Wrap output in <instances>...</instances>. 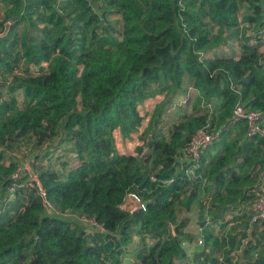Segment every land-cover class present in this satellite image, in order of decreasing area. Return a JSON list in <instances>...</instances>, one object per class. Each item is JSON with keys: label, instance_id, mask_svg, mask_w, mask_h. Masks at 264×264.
<instances>
[{"label": "trees", "instance_id": "1", "mask_svg": "<svg viewBox=\"0 0 264 264\" xmlns=\"http://www.w3.org/2000/svg\"><path fill=\"white\" fill-rule=\"evenodd\" d=\"M58 2L13 0L0 24L4 31V23L12 20L0 36V62L9 69L10 63H26L25 76L17 79L24 106L14 96L0 100V190L15 197L7 211L0 208V264H128L123 256L133 235L142 244L129 264L187 259L182 244L194 237L177 207L191 210L202 180L207 178L205 190L210 191L207 211L218 217L249 206L261 173L264 180V136H249L244 121L227 123L237 102L264 114V51L258 43L264 32V0H112L109 6L117 7L123 22L120 39L107 31L89 0H76L82 8L77 16L72 11L70 24ZM241 6L245 15L239 19ZM236 28L237 57L205 56ZM40 66L45 69L31 73L30 67ZM185 78L197 92L198 106L213 98L218 104L211 116L201 108L184 116L165 136L162 107L182 91ZM157 95L163 100L141 134L143 144L136 154H120L114 131L124 139L138 131L143 122L139 106ZM217 113L218 138L226 141L225 150L204 166L207 147L194 176H187L189 163L177 157L198 129L209 125L213 130ZM29 135L39 145L57 136L71 143L78 164L64 174L42 169L39 180L59 212L92 217L103 232L47 212L33 190L18 186L23 179L13 180L18 164L4 162L5 150ZM129 193L144 202L145 210L122 207ZM205 206L201 203L200 216ZM207 229L193 264H218L206 252L214 237ZM219 237L212 240L213 250L236 242L230 234ZM250 250L248 246L244 257ZM251 264H264V248Z\"/></svg>", "mask_w": 264, "mask_h": 264}, {"label": "rangeland", "instance_id": "2", "mask_svg": "<svg viewBox=\"0 0 264 264\" xmlns=\"http://www.w3.org/2000/svg\"><path fill=\"white\" fill-rule=\"evenodd\" d=\"M89 2H90V4L93 5L92 9L96 10L95 11L97 13L96 15L98 16V18H101V23L106 26L107 31L110 34L114 35L117 39H120L121 38L120 35L122 32V27H123V22H122V18H121L120 13L117 11V7L116 6H109V2H112V0H89ZM58 4H59L58 9H60L62 13L66 14L68 16V20H69L68 24L71 23V21H72L71 18L75 17V15H73L74 13L72 11H76V16H77V14L79 13V11L82 8V7L80 8V5L78 3H76V0H59ZM244 10H245V8H243L241 6L240 10L238 12V18L239 19H242V17L245 15ZM80 24H84V22H80ZM95 24L96 23H94L90 26L89 31L92 28L97 26ZM240 27H242V26H240ZM27 28L31 29L30 26H28ZM101 30H102V27H99L98 31L100 32ZM239 31H240V28L228 30V32L226 33V35H227L226 36V42L223 45H220L217 48L210 50L209 53L210 54L215 53L214 56H218V57H226V56H233V55L239 54V52H240V42H239L240 41V37H239L240 33H239ZM15 32L17 34L22 32V28L20 26H18L16 28ZM263 34H264V32L260 33L261 37ZM261 49L264 50V43H263V46ZM20 61L21 62L17 63L16 66L14 65V63H10L11 69H9L7 66L3 65L2 62H0V100H9V98L11 96H14L17 99L19 106L23 107L24 106L23 105V95H22L21 90L17 88V85H18L17 79L25 76L23 71L25 70L26 63H24L23 60H20ZM44 66L43 67L40 66V67H36V68L30 67V71H32L31 73H33V72H36L37 70H39L40 68H42L44 70L45 69ZM186 94H190V96H191L190 101H192V102L188 101L186 104L180 103L181 105H178V107L176 109H172L171 104L172 103H179V101H182L185 98ZM196 97H197L196 91H194L193 86L191 85L189 79L185 78L184 84L182 87V91H180L179 93H177L175 95H171L169 97L170 101L164 107H162L160 128L162 130V133L165 136L169 135V132L173 129V127L176 124H178L183 119L184 116L195 112L196 109H198V108H201V106L200 105L198 106L197 103L195 102ZM155 106L153 105V108L146 110V111H142L143 108L139 109L140 111H142V114L144 115V117L146 119H148L147 121H143V123H144L143 126L147 127L148 122L150 120V117L153 113ZM200 112L206 113V111L204 109H201ZM213 112L211 111V113L208 114L209 113V111H208L206 114L211 116ZM218 119H219L218 113L214 114L212 116L211 124L213 125V130L219 134ZM115 133H117V132H114V134ZM133 135H134V133H133ZM134 136H135V138H136L135 140L138 144L131 147L129 153H132V154H136V148L143 144V140H141L139 138L140 134H135ZM114 139H115V137H114ZM119 139H120L119 136H117V138L115 139V142L118 144V147H120V144L122 143L123 148H124L126 141H127V143H131L130 140L125 141V140H119ZM217 139L218 140L215 143L220 142L219 146L213 147L215 143L213 145L210 144V146L207 148V150L203 152V159H204L203 164H204V166L207 164V162L211 158H215L218 154H222V152H224V150H225L226 141L222 138L220 139V137ZM125 151H127V150H125ZM5 156L8 158V159H6V157H5V159H4L5 163H9L8 160H11V161L17 162V164L25 163V164L31 165V166H33L32 168H35L37 171H41L42 169L49 168V169L55 170L59 174L66 173L68 169H70L72 166H76L78 164V162L75 159V153L72 150L71 143L68 141H65V140L60 141L58 136L55 137L52 141L46 140L42 145H39L37 143V140L34 136H32V135L26 136L22 140L16 141L13 144L11 149L5 150ZM262 178H263V173H261V175H260V180H263ZM207 183H208L207 178H204L202 180L201 184L199 185V188L196 191V196L194 197L193 205H192L190 211H187L185 208H179L178 209V207H177V210H178L177 213H178L179 217L184 218V220L188 221L186 231L194 237V239H192L194 242H196L197 238L200 235L197 228L199 226V222L202 219V216H200L201 203L203 202L202 198H205V196L210 193V191L208 190L209 188L205 190L206 186H208ZM7 201H8L7 205L3 208V203L7 202ZM13 201H15V197L13 195V192L7 191L5 193V191L0 190V208H2L1 210L4 209L3 212L7 211L8 208H11V203ZM137 207L138 206L136 205V203L133 200L129 199L126 201L124 208L130 210V209H134ZM234 210H237V212H238V215L236 218L239 221V224H236V225H238L237 227L241 228V229H245L247 221H248L249 212H250L248 203L245 204V206H242L240 208H238V206H237V207H234L233 209H231V211H234ZM229 213L230 212H227V213L221 215L220 217H218L219 215H215V213H213V211H211V212L209 211V214L212 218V221L215 223V225L213 227L208 228L207 230L208 231L212 230V233L214 234V233L219 232V230L221 231L223 229V227H221V226L226 224L225 225V231H226L227 227H229L228 232L233 231L235 228L233 225H229V222L231 220L229 217V215L231 213L230 214ZM51 215H54V214H51ZM55 215L62 217L58 214H55ZM0 216H1V214H0ZM62 218H64V217H62ZM66 218H68V217H66ZM68 219L71 221L73 220L72 222L77 223V221L75 219H72V218H68ZM239 233L241 234V237H240L239 241H237L236 243H233L232 245H229V246H224V243H223L219 248H218V245L216 246L218 253L223 258H226L227 255L225 254V252L228 248L235 249L236 247H239L242 245L240 240L244 239L245 236H244L243 232L239 231ZM253 235H254V233L252 234L251 237L254 238L255 236H253ZM233 236H235V235H233ZM251 237L244 240L243 246L245 247V249L248 248V246L253 247V249H254V247H256L255 244H252ZM212 240H213V236H212ZM212 240L210 242H208L206 247L211 246ZM263 241H264V239H263ZM188 243L189 242H184L182 244V248L185 252V256L187 259H184L185 257H182L180 259L176 258L173 260V264H179L182 262L183 263L187 262L186 264H193L194 263L193 262L194 254L191 253V251L189 250V247H191L192 243L191 242L189 244ZM141 244L142 243L140 241V238L137 235H133L130 244L125 248V254L123 256L124 263H128V264L132 263V261L135 259V255L137 254L138 250L141 247ZM256 251H258V250H256ZM189 252L191 254H189ZM255 258H256V255L255 256H249L248 260H250V262L252 263ZM217 259L218 258L216 257V260Z\"/></svg>", "mask_w": 264, "mask_h": 264}, {"label": "built area", "instance_id": "3", "mask_svg": "<svg viewBox=\"0 0 264 264\" xmlns=\"http://www.w3.org/2000/svg\"><path fill=\"white\" fill-rule=\"evenodd\" d=\"M226 79L229 83L230 89L236 90V87L233 85V83L230 82L228 78ZM190 100V94H186L185 98L182 101H179V103H172L171 107L172 109H176L178 105L186 104L188 101L192 102ZM216 104H218V100L216 98H213L208 101H202L200 106L201 109H204L206 113L209 111L208 114H210L211 111L213 112L216 108ZM239 121L245 122L246 131L249 136H264V114L262 112L248 108L243 103L237 102L232 109L227 123L235 124ZM217 138L218 133H216L212 129H209V125L203 126L194 133L189 142L183 147L182 154L177 157L178 162L189 163V167L186 169L185 172L187 176H194L195 170L200 166L202 151L209 147L210 144H212V142L215 141ZM32 167L33 166L25 163L18 164L16 170L12 174V178L13 180L23 179L24 181L18 184V186L33 190L34 193L40 198L47 212L56 213L64 218L68 217L75 219L88 231H104L103 226L97 223V221L92 217H88L84 214L72 213L69 211L65 213L59 212L54 206V204L48 199L46 190L44 189L39 180L38 171ZM253 193L254 198L251 204L249 205L250 212L246 227L244 229L245 237L244 239H241L242 245L236 247L235 249L228 248L225 252V254L227 255L226 258H223L221 255H219V264H239L245 258V247L243 246L244 240L252 236L256 225L264 224V180H260L257 187H255V189L253 190ZM129 199L133 200L139 208L145 210L144 202L133 193H129L125 197L122 207H125V203ZM209 200V194L206 195L205 198H202V203L206 204V206L202 213V223H199V226L197 228L200 235L197 238L195 244L198 246H204V229L213 227L215 225L212 221L209 212L207 211V203Z\"/></svg>", "mask_w": 264, "mask_h": 264}, {"label": "crops", "instance_id": "4", "mask_svg": "<svg viewBox=\"0 0 264 264\" xmlns=\"http://www.w3.org/2000/svg\"><path fill=\"white\" fill-rule=\"evenodd\" d=\"M12 2H13V0H0V24L2 23V21H3V19H4V16H5V14H6V12L8 11V10H10V8H11V6H12ZM43 11V9H41V12ZM36 18V14H34V15H32V20L31 21H34V19ZM12 25V20H8L6 23H4V31H5V33H4V31L2 30V31H0V36H3V35H5L6 34V32L9 30V28H10V26ZM21 28H24L25 26H26V22L25 23H22V24H20L19 25ZM39 26L41 27V25L39 24ZM1 28V27H0ZM4 33V34H3ZM258 38L260 39V40H258V43L260 44V50L261 51H264V50H262L261 48H262V46H263V41H264V34L262 35V37H261V35H258ZM207 53H205V56H207V57H212V56H214V54L215 53H209L208 52V54L206 55ZM234 57H237L238 56V54L237 55H233ZM195 91V90H194ZM163 100V96L162 95H157V96H155V97H153V98H149V99H146L140 106H139V109L140 108H143V110L142 111H146V110H149V109H151V108H153V105L155 106L156 104H158L159 102H161ZM142 111H140L139 110V113H140V115L141 116H143V121H147L148 119H146L145 117H144V115L142 114ZM143 122H142V125H141V127L138 129V131H136V132H134V135L135 134H140V137H141V134L143 133V130L145 129V127L146 126H143ZM114 132H117V133H115L114 134V137H115V139L117 138V136H119V140H130L131 141V143H127V141L125 142V145H124V148H123V145H122V143L120 144V147H118V144L115 142V144H116V148H117V151L120 153V154H132V153H129L130 152V149H131V147L132 146H135L136 144H138L137 142H136V138H135V136L133 135V133L130 135V137L129 138H126V139H124L122 136H121V134H120V132H119V130H115ZM117 134V135H116ZM139 137V138H140ZM141 139V138H140ZM122 142V141H121ZM136 142V143H135ZM125 150H127V151H125ZM123 151V152H122ZM243 205H241V207H242ZM237 215H238V212H237V210H235L233 213H231L230 215H229V217H230V219H231V217H233L234 218V220L235 221H231L230 223H229V225H233L234 226V230L233 231H231V232H228V230H229V227H227V229H226V231L224 232V233H219L220 232V230H219V232H217V233H212L213 235H214V237L213 238H218V240L220 241V235L222 236H224V237H226V236H228V234H230V235H235L234 236V239H232V238H230L231 239V241H239V239H240V237H241V234L239 233V231H241V232H243L244 233V229H241V228H238L237 226L238 225H236V224H239V221H237L236 219V217H237ZM253 233H254V235L253 236H255L254 238L253 237H251V241H252V244H255L256 245V247H257V250H259V249H261V248H264L263 246H264V241H263V239H264V224H258V225H256L255 226V228H254V231H253ZM226 241V240H225ZM241 241V240H240ZM194 241H192L191 243V247H189V250L191 251V253H193V254H195V253H197V252H200L201 250H202V247L203 246H197L196 244H194V243H196V242H194ZM236 242H234V243H236ZM190 243V242H189ZM188 243V244H189ZM252 248V251H250L248 254H246L245 255V258L239 263V264H251V262H250V260H248V257L249 256H255L256 255V253H257V251L255 250V249H253V247H251ZM193 251V252H192ZM195 252V253H194ZM206 252H208V253H210V257H212V258H214L215 260H216V257L218 258V256L220 255L219 253H218V250L215 248L214 250L212 249V248H210V247H206ZM190 252H189V254H191ZM206 264H216V261L215 262H210V261H208ZM218 264H219V262H218Z\"/></svg>", "mask_w": 264, "mask_h": 264}, {"label": "water", "instance_id": "5", "mask_svg": "<svg viewBox=\"0 0 264 264\" xmlns=\"http://www.w3.org/2000/svg\"><path fill=\"white\" fill-rule=\"evenodd\" d=\"M4 33H5V31H4ZM4 33H3V34H4ZM149 138H150V136H149ZM40 246H41V248L44 250V246H43V244H42V243H41V245H40Z\"/></svg>", "mask_w": 264, "mask_h": 264}]
</instances>
